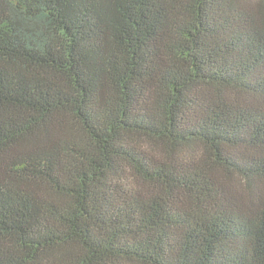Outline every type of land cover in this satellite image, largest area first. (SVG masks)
I'll return each mask as SVG.
<instances>
[{"label": "trees", "instance_id": "1", "mask_svg": "<svg viewBox=\"0 0 264 264\" xmlns=\"http://www.w3.org/2000/svg\"><path fill=\"white\" fill-rule=\"evenodd\" d=\"M0 264H264V0H0Z\"/></svg>", "mask_w": 264, "mask_h": 264}]
</instances>
